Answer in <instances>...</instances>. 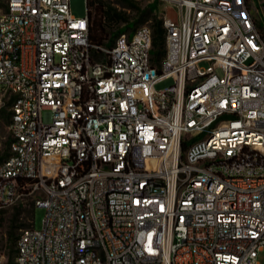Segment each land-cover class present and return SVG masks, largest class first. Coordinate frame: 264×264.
<instances>
[{
	"label": "built area",
	"instance_id": "obj_1",
	"mask_svg": "<svg viewBox=\"0 0 264 264\" xmlns=\"http://www.w3.org/2000/svg\"><path fill=\"white\" fill-rule=\"evenodd\" d=\"M162 1L157 60L148 24L97 44L88 8L0 0V217L46 208L14 264H264L263 18L252 0Z\"/></svg>",
	"mask_w": 264,
	"mask_h": 264
},
{
	"label": "rangeland",
	"instance_id": "obj_2",
	"mask_svg": "<svg viewBox=\"0 0 264 264\" xmlns=\"http://www.w3.org/2000/svg\"><path fill=\"white\" fill-rule=\"evenodd\" d=\"M111 2V4L118 8V10L123 11L126 17H129V20L121 22L118 26L113 28H108L107 35L104 39L110 37V35L115 36L113 33H116L118 27L123 28L124 31H132L136 27L148 24L152 28V24L155 20L160 19L158 16V11L162 7H165L166 3L162 0H132L134 5L139 7L138 9H132L128 7L127 0H105ZM154 4L155 8H151V5ZM71 11L75 17H82L86 15L87 12V0H70ZM253 11L260 17L263 18L262 24L264 25V0H252ZM141 10H151V15L149 19L143 22H137L139 16L141 15ZM177 9L175 6L168 5V13L174 15L176 14ZM202 67H208L209 62L203 61L200 63ZM217 73L221 74V70L218 69ZM172 84V79L167 78L159 81L155 87L157 89H163L166 86ZM9 139V121L0 115V156L5 153L7 150ZM34 209V210H33ZM33 211V217H32ZM46 216V208L34 205V202L31 197H26L24 200L20 201L17 204H12L7 206L2 212L0 217V254L5 255L2 258V264L8 262L9 256L12 255L14 249V243L11 240L10 232L18 233L22 228H27L32 225V219L34 221V226L36 229H42L44 224V218ZM17 225V226H16ZM16 226V227H15ZM257 259L259 262L264 263V247L259 251Z\"/></svg>",
	"mask_w": 264,
	"mask_h": 264
},
{
	"label": "trees",
	"instance_id": "obj_3",
	"mask_svg": "<svg viewBox=\"0 0 264 264\" xmlns=\"http://www.w3.org/2000/svg\"><path fill=\"white\" fill-rule=\"evenodd\" d=\"M128 1V7L132 9H139L136 5H134L132 0ZM87 8L90 14V23H89V35L90 41L92 43L100 44L102 43L107 35L108 28H113L118 26L121 22L129 20V17H126L123 11L118 10L117 7L113 6L111 2L105 0H87ZM151 8H155V5L152 4ZM151 15V10L142 11L141 15L139 16V20L137 22H143L149 19ZM154 30V39H153V51L154 55L157 57V60H160L165 54V32L162 26V20L157 19L152 24ZM124 32L123 28L117 29L116 33H113L115 36L119 33ZM113 40V38H112ZM0 115H2L5 120L10 121V112L2 108L0 109ZM8 148H9V141L7 145V150L4 154L0 156V159L6 157L8 155ZM34 210V209H33ZM33 217V211H32ZM17 226V225H16ZM15 226V227H16ZM18 235L15 233L10 232V237L12 242L15 245L16 238ZM13 253L9 256L8 262L5 264H14L15 258V249H13Z\"/></svg>",
	"mask_w": 264,
	"mask_h": 264
}]
</instances>
